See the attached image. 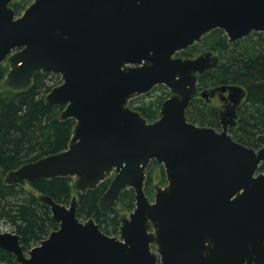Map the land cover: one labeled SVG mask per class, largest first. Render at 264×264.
<instances>
[{"label":"water","instance_id":"water-1","mask_svg":"<svg viewBox=\"0 0 264 264\" xmlns=\"http://www.w3.org/2000/svg\"><path fill=\"white\" fill-rule=\"evenodd\" d=\"M13 1L0 0L4 86L22 92L38 71L61 74L45 100L76 123L66 149L11 170L6 182L72 177L85 195L111 179L101 209L128 188L136 207L112 236L93 217L80 220L76 197L67 205L43 194L59 227L28 251L18 233L0 232V247L20 264H264V134L254 148L228 132L246 90L218 86L234 102L221 112L223 130L197 125L187 110L199 75L220 57H173L217 28L231 43L264 31V0H33L19 16ZM158 84L171 94L150 122L130 100ZM152 160L168 179L155 203L144 190Z\"/></svg>","mask_w":264,"mask_h":264},{"label":"trees","instance_id":"trees-1","mask_svg":"<svg viewBox=\"0 0 264 264\" xmlns=\"http://www.w3.org/2000/svg\"><path fill=\"white\" fill-rule=\"evenodd\" d=\"M29 2H14L17 14L25 10ZM209 49L220 53V62L200 77L199 85L207 88L239 84L246 89V98L238 109V125L231 132L239 142L255 146L257 136L264 134V32H252L229 43L226 33L222 29H215L204 37L202 43L192 46L183 54L193 56ZM7 70V65L0 64V226L10 223L14 232L21 236L23 248L28 250L59 227V222L52 217L50 205L44 203L40 195L48 194L56 201L68 204L73 195L72 178L40 180L32 185L33 192L24 185L7 183L5 177L9 171L25 163L66 149L75 121H61L63 108L45 101V95L55 86L51 82L59 78L58 75L37 72L30 88L13 92L1 85ZM168 96L169 89L159 85L150 93L132 99L131 104L149 120H154ZM187 115L200 125L220 124L216 109L209 107L202 99L191 102ZM109 182L106 180L97 189L79 195L78 215L80 218L93 217L103 231L117 234L120 212L116 207L103 211L99 204ZM153 190L152 175L149 173L146 192L150 195ZM121 204L127 209L135 207L134 189L122 193ZM0 264L20 263L12 253L0 247Z\"/></svg>","mask_w":264,"mask_h":264},{"label":"rangeland","instance_id":"rangeland-1","mask_svg":"<svg viewBox=\"0 0 264 264\" xmlns=\"http://www.w3.org/2000/svg\"><path fill=\"white\" fill-rule=\"evenodd\" d=\"M18 1H21V0H15L14 2H18ZM31 1V0H29ZM215 51V50H214ZM216 54H219V52L215 51ZM197 54H200V53H197ZM3 65H7L6 63H2ZM8 67V66H7ZM40 72V71H39ZM55 75H58L59 78L55 79L54 81H52L51 83H55V85L59 84L62 82V75L61 74H57L55 73ZM201 77V76H200ZM199 81H200V78H199ZM3 82L4 80H2V87L4 88V85H3ZM201 86L198 85V88H200ZM210 87V88H209ZM207 88L205 87H202V89H211V88H214L215 86H209ZM201 90V89H200ZM210 91V90H209ZM204 98V102L206 101V98L202 96V91L198 92L197 95H196V98L195 99H202ZM213 104H215L216 102L212 101ZM189 109V108H188ZM188 111V110H187ZM200 125V124H199ZM217 128H219V125H216ZM151 174L152 175V185H165L168 183V179H167V175H166V172H165V167L163 165H160L158 164L156 161H153L149 167H148V174ZM110 183V182H109ZM24 187H26L27 190H31L34 192V189L31 185L29 184H25ZM145 191H146V186L144 187ZM148 193L146 192V195ZM73 196H77L76 192L73 190V195L71 196V198ZM148 196L150 197L151 200H154L155 198V190H153L152 194H148ZM116 209L120 212V217L123 215V214H126V213H129L132 211V209H127V207L123 206L121 204V202H119L116 206ZM119 217V218H120ZM82 220H84L83 218H81ZM14 227L10 225V223H3L1 226H0V232H6V231H10V232H14ZM119 233V232H118Z\"/></svg>","mask_w":264,"mask_h":264},{"label":"flooded vegetation","instance_id":"flooded-vegetation-1","mask_svg":"<svg viewBox=\"0 0 264 264\" xmlns=\"http://www.w3.org/2000/svg\"><path fill=\"white\" fill-rule=\"evenodd\" d=\"M202 91V89L200 90L199 89V92ZM225 95L226 94H221L219 91H210L209 92V101L208 103H206L209 107H212V108H215L216 109V112L218 113V116H219V121H220V112L222 111V109H224V106L225 105H230L231 103L228 102L226 99H225ZM212 101L216 102L215 104L212 103ZM238 109H239V105L237 106L236 108V112L238 113ZM221 124V123H220ZM220 129V127H219Z\"/></svg>","mask_w":264,"mask_h":264},{"label":"bare ground","instance_id":"bare-ground-1","mask_svg":"<svg viewBox=\"0 0 264 264\" xmlns=\"http://www.w3.org/2000/svg\"><path fill=\"white\" fill-rule=\"evenodd\" d=\"M239 120V113H237V121ZM219 123H220V121H219ZM78 217H79V215H78ZM80 218V217H79ZM90 218V217H89ZM89 218H83L84 220H87V219H89ZM80 220H82L81 218H80ZM57 221V220H56ZM83 221V220H82ZM59 222V221H58Z\"/></svg>","mask_w":264,"mask_h":264}]
</instances>
